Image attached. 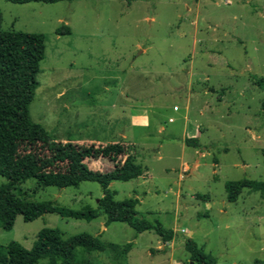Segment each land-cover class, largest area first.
Instances as JSON below:
<instances>
[{
    "label": "rangeland",
    "instance_id": "obj_1",
    "mask_svg": "<svg viewBox=\"0 0 264 264\" xmlns=\"http://www.w3.org/2000/svg\"><path fill=\"white\" fill-rule=\"evenodd\" d=\"M64 26L71 33L58 35ZM0 29L46 38L31 122L64 141L106 144L127 135L145 144L140 162L148 175L110 187L118 201L138 198L141 218L175 233L164 243L126 223L106 227L102 213L91 222L50 213L32 222L18 216L11 230L0 222L1 245L32 249L39 232L52 228L117 246L81 250L83 264H196L188 239L215 264L264 263V192L245 188L230 203L226 189L243 179L264 182V0H0ZM206 88L214 90L199 93ZM189 104L201 146L185 155L178 145L159 148L171 143L169 130L180 138ZM161 125L167 132H158ZM22 188L32 200L75 210L99 209L103 197L96 182L36 190L31 179Z\"/></svg>",
    "mask_w": 264,
    "mask_h": 264
},
{
    "label": "trees",
    "instance_id": "obj_2",
    "mask_svg": "<svg viewBox=\"0 0 264 264\" xmlns=\"http://www.w3.org/2000/svg\"><path fill=\"white\" fill-rule=\"evenodd\" d=\"M6 1L26 4L68 0ZM70 33L67 26L57 30L58 35ZM45 41V36L40 33L0 29V176L7 179V183L0 186L2 228L11 230L18 216L32 222L46 214L56 213L63 218L91 222L102 213L106 217V227L122 222L137 234L153 232L164 243L173 241L175 233L172 229H167L158 220L150 221L139 216L138 198L116 200L117 192L110 187L113 182H129L145 173L142 165L136 162V157L130 154L126 143L64 141L53 137L42 125L31 122L29 107L39 86L37 77L46 57ZM258 85L264 89V80L260 79ZM186 144L198 147L197 140L188 139ZM99 160L110 162L112 170L103 172L92 169L88 164ZM31 179L36 180V190L78 188L84 182H96L103 191L99 209L84 207L75 210L59 206L56 200H32L22 188ZM245 188L264 192V182L249 179L228 182V202H237ZM126 247L129 249L131 243ZM111 248L117 246L103 243L88 234L65 237L57 229L44 228L32 249L17 241L0 244V264H39L42 260H47V264H83L77 259L81 250L105 252ZM186 250L196 264H215L192 239L187 240Z\"/></svg>",
    "mask_w": 264,
    "mask_h": 264
},
{
    "label": "crops",
    "instance_id": "obj_3",
    "mask_svg": "<svg viewBox=\"0 0 264 264\" xmlns=\"http://www.w3.org/2000/svg\"><path fill=\"white\" fill-rule=\"evenodd\" d=\"M189 90L191 91V93L194 92L191 82L189 83ZM210 90H214V89L206 88L203 92H199V93H204V95H208V93H210ZM191 101H192V99H191ZM186 108H187V111L189 110V113L186 112V114L184 115V122L185 123H184L183 129H182V135L180 136V138H177V140H176L175 139L176 137H174V136H176V135H174L176 131L175 130H169L170 132H168L169 134L167 133V136L171 140V143L160 144L159 148H163L166 144H169V146L178 145V146L182 147V151L185 155V153L187 152L186 149L188 147V145L186 144V140H188V139L189 140H197L198 141V147L201 146L200 145V139L202 138V132H203L202 127H199L198 125L191 124L190 118H189V114H190V110H191L190 104ZM170 122L175 123L173 121V118H170ZM145 128L148 129L147 126H145ZM158 132L159 133H165V132H167V128L161 125V126H159ZM92 142L104 144L101 141H92ZM122 142L126 143L127 146L133 147L134 149H136L135 150L136 162L138 164L142 165V163L140 162V160H142L140 152H143L146 149V145L141 143V142H138L136 139H128L127 135L123 136ZM174 142H176V144H174ZM159 159H162V156L159 157ZM95 162H96V165H99V167H96V170L103 171V169L100 168L101 167L100 165H103V168H106V170L103 172H108V171L112 170V168H113V165L110 162H108L107 160H99V161H95ZM105 162H106V164H105ZM185 165L188 166L187 164H185ZM142 167L145 170L143 177L144 176L146 177V175H148L147 169L144 166H142Z\"/></svg>",
    "mask_w": 264,
    "mask_h": 264
}]
</instances>
